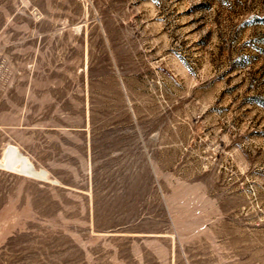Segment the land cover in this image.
Listing matches in <instances>:
<instances>
[{"label": "rangeland", "instance_id": "374dc122", "mask_svg": "<svg viewBox=\"0 0 264 264\" xmlns=\"http://www.w3.org/2000/svg\"><path fill=\"white\" fill-rule=\"evenodd\" d=\"M0 264H264V0H0Z\"/></svg>", "mask_w": 264, "mask_h": 264}]
</instances>
